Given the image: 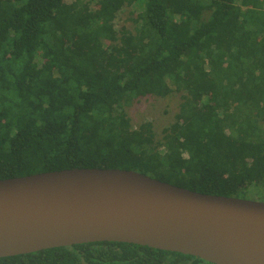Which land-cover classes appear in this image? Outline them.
Instances as JSON below:
<instances>
[{"label":"trees","instance_id":"1","mask_svg":"<svg viewBox=\"0 0 264 264\" xmlns=\"http://www.w3.org/2000/svg\"><path fill=\"white\" fill-rule=\"evenodd\" d=\"M137 2L133 32L117 31ZM174 93L160 141L132 128L124 107ZM72 169L240 199L259 187L264 202V0H0V181ZM0 264L209 263L93 243Z\"/></svg>","mask_w":264,"mask_h":264},{"label":"water","instance_id":"2","mask_svg":"<svg viewBox=\"0 0 264 264\" xmlns=\"http://www.w3.org/2000/svg\"><path fill=\"white\" fill-rule=\"evenodd\" d=\"M93 243L264 264V202L211 196L118 169L0 181V259Z\"/></svg>","mask_w":264,"mask_h":264},{"label":"rangeland","instance_id":"3","mask_svg":"<svg viewBox=\"0 0 264 264\" xmlns=\"http://www.w3.org/2000/svg\"><path fill=\"white\" fill-rule=\"evenodd\" d=\"M91 8H94L98 0H84ZM140 4L129 6L125 5L122 10L117 14L114 21L115 29L117 31L125 28L133 32L134 24L133 19L135 14L134 10L140 11ZM137 7V8H136ZM181 102V94L174 93L166 98L147 97L143 99H136L131 102L124 111L130 120L133 129H137L144 122H150L153 127L155 140L162 139V131L168 128L173 122L175 115L178 113L179 105ZM248 199L261 201L263 197L262 188L251 187L248 190Z\"/></svg>","mask_w":264,"mask_h":264}]
</instances>
